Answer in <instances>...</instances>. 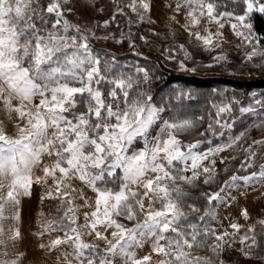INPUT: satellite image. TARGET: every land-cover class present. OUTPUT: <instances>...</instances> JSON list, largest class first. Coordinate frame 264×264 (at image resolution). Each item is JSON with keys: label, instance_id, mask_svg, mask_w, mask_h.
Segmentation results:
<instances>
[{"label": "snow or ice", "instance_id": "6c2138e0", "mask_svg": "<svg viewBox=\"0 0 264 264\" xmlns=\"http://www.w3.org/2000/svg\"><path fill=\"white\" fill-rule=\"evenodd\" d=\"M78 6L93 15L106 11L101 0H0V264H24L27 253L18 250L23 239L21 198L31 196L33 184L44 185L49 179L52 184L41 200H58L56 211L62 214L41 222L36 235L62 233L38 245L49 253L60 250L58 264L61 258L63 264H229L225 253L231 252L264 262V218L247 226L231 220L232 231H218L213 224L216 207L231 199L225 189L264 184V163L248 175L233 173L218 190L202 191L197 198L185 188L214 184L216 161L209 166L203 161L236 145L244 133L200 151L204 141L189 142L182 136L196 129L203 117L165 118L164 106L145 87L152 79L146 68L126 72L114 54L102 56L91 46L92 40L112 39L135 47L132 26L156 23L150 16L151 0H111L112 11L103 20L76 14ZM167 7L184 10V23L175 15L169 22L180 24L189 43L195 41L204 51L223 48L227 22L250 48L241 63L264 70V37L255 33L252 22L255 14H264V0H232L230 10L227 5L220 10L216 0H177ZM118 15L125 17L127 32L97 34L113 23L119 27ZM202 21L215 25V31L205 27L202 32ZM169 35L175 39L171 28ZM139 39L147 42L143 35ZM177 47L184 55L179 68L196 71L185 64L192 59L185 44ZM173 51L176 48L164 49L167 59H175ZM256 57L258 63L253 62ZM221 62L231 63L224 51L206 66ZM188 95L177 93L175 98ZM233 103L239 101L233 97L213 103L215 114H209L205 131L197 135L218 134L214 125L230 129V123L221 121L222 114L232 112ZM256 103L264 106V101ZM257 126L264 128V121ZM258 150H264V135L243 149L240 169L253 168L258 154L264 158V151ZM199 198L205 201L203 214L192 216L201 209L186 202ZM241 215L249 219L247 209Z\"/></svg>", "mask_w": 264, "mask_h": 264}, {"label": "rangeland", "instance_id": "374dc122", "mask_svg": "<svg viewBox=\"0 0 264 264\" xmlns=\"http://www.w3.org/2000/svg\"><path fill=\"white\" fill-rule=\"evenodd\" d=\"M101 2L106 6V11L103 15H93L88 9L80 6L77 7L76 14L91 19L103 20L108 17L112 8L110 6L111 0H101ZM122 2H126V0H122ZM176 2L177 0H151L152 8L150 16L156 21V23L144 22L132 26L135 47H130L127 40H124L121 43H116L114 40L109 39L107 41H90L92 48L94 50H101L102 56L105 53L114 54L116 61L125 66L123 70L126 72L131 71L134 73V68L136 66L146 68L152 79L150 80L149 85H146L145 87L150 89L152 95L162 84L161 77L158 74L159 67L174 76L186 75L202 78L216 77L242 82L264 81V70L252 67L251 63H241L243 61V53L249 51L250 48L243 45L240 38L232 33L231 27L227 22H225V27L222 29L226 41L223 43L222 49H214L209 52L204 51L202 48H197L195 41L189 43L190 38L187 32L181 28L180 24L170 23L168 19L169 16L175 15L181 24L185 22L186 17L183 9L180 12H174L172 8L167 7L169 3L175 5ZM260 15L264 17V14ZM69 18L75 21V16L70 15ZM117 22L119 23V27H117L116 23H113L108 29H97V34L102 35L105 32H112L118 36L121 30L125 32L128 31L125 17L118 15ZM205 27H209L212 31H215V25L206 24V22L202 21L199 25V29L203 32ZM170 28L175 32V39L169 35ZM156 33H160L161 35H157ZM140 35L146 37V43L139 39ZM181 43L185 44V47L192 53V59L185 60V64L188 68L195 67L196 71H186L179 68V61L184 60L183 52L177 47V45ZM237 44H240L241 47L237 48ZM165 48L170 50L176 48V51L170 52V54L175 57L174 60L166 58V54L164 53ZM220 51H224L227 54L231 63L226 66L221 62L219 64H213L212 67H207L206 65L211 62L212 57ZM253 62L258 63L259 57L254 58ZM157 77L159 78L157 79ZM219 96L220 99L215 103H220L221 101L228 102L231 101L233 97L239 101V104L233 103L232 112L230 114H222L221 122L223 123L224 121H227L232 127L230 129H221L219 126L214 125L215 131L218 134L214 135L212 133H206L203 137L199 136L197 133L205 131L209 122V115H207L196 129L189 134L183 135L182 139L189 142L193 139L204 141V143L199 146V150L203 152L209 147L215 148L218 144L222 145L228 143L230 138H234L240 133H244V135L233 147L224 148L214 156H210L209 160L203 161L205 166H209L210 161L213 159L216 161V182L211 185H204L202 182H199L198 186L195 188L185 186L186 191L190 193H195L196 191H216L223 185V181L227 180L233 173L236 175H248L251 171H257L260 163H264V158L258 154L255 158V166L253 168L242 170L239 167L245 156L243 149L247 147L252 139H259L264 135V128L257 126L261 121H264V106L256 103V101H264V89L253 90L247 94L240 93L237 95L230 94L226 96L224 91L221 92ZM240 107H251L254 111L241 113L239 111ZM210 113L214 116L215 109L211 107L209 114ZM164 115L165 118L172 117L166 110ZM0 119H4L3 114H0ZM7 130L9 132L12 131L11 124L7 125ZM209 141H211V143H209ZM138 146H142V142H140ZM259 151L264 150H258V152ZM229 157H234V159H229ZM44 159L47 161L48 158L45 157ZM225 168H227V171L224 170ZM36 172L38 173L39 170L37 169ZM72 183L77 188L82 187L81 182L78 180H73ZM239 183L243 185L242 181ZM51 184V179H49L47 184L44 185L33 184L31 196L21 198V221L19 226L23 239L18 245V250L27 253L24 264H58L56 258L57 256H60V250H55L49 253L44 249H40L38 245L40 243L47 244L51 238L62 233H46L43 237L36 235L37 232L42 230L41 222L50 217H58L62 214L56 211V208L59 205L58 200L48 198L47 196H44V199L41 200V196L47 191L48 186ZM84 191L88 197L93 196L90 189L84 188ZM225 191L230 194L231 199L227 204H220L216 207L218 216L217 219L213 221V224L217 227L218 231H223L224 229L232 231L228 228V224L231 220H235L236 222L247 226L260 218H264V184L257 182L253 185H244L235 189H225ZM76 203H82V201L77 199ZM242 209L248 210L249 219L246 220L241 215ZM82 211H84V209H81V212ZM41 213H43V215H41ZM199 215H201L200 212L192 213V216ZM80 222H82V217ZM257 232H259V225H257ZM86 239L91 238L86 237ZM236 246L239 247L238 242ZM145 251H147V248H145ZM139 254L143 253L141 252ZM200 254L205 255L208 253L206 251H200ZM12 255L13 252L10 251L9 256L11 257ZM225 258H228L229 262L238 260V264H264V262L255 258L245 259L240 257L239 254L235 252L225 253ZM59 264H63L62 258L59 261Z\"/></svg>", "mask_w": 264, "mask_h": 264}, {"label": "trees", "instance_id": "16d2710c", "mask_svg": "<svg viewBox=\"0 0 264 264\" xmlns=\"http://www.w3.org/2000/svg\"><path fill=\"white\" fill-rule=\"evenodd\" d=\"M220 10H226L228 6L232 7V0H216ZM237 12L240 9H236ZM254 28L257 35L264 37V17L260 14L253 16ZM264 45V39L261 40ZM158 74L161 77L162 84L154 91L153 98L164 106L170 116L177 118L185 117H207L211 110V105L220 99L219 94L225 91L226 95L247 94L253 90L264 89V81L259 82H242L237 80L223 78H202L186 75H171L161 67L158 68ZM177 93H188L187 97L176 100ZM201 192L190 193L191 197L197 198ZM186 203H196V206L203 213L205 201L203 198L189 199ZM261 231L259 227V232ZM204 251V250H200ZM264 255V253H261ZM228 262V258H225ZM232 264V262H229Z\"/></svg>", "mask_w": 264, "mask_h": 264}]
</instances>
